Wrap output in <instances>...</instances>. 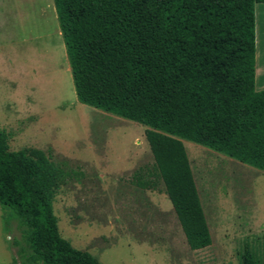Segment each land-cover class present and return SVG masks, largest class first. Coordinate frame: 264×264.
Segmentation results:
<instances>
[{"label":"trees","instance_id":"trees-1","mask_svg":"<svg viewBox=\"0 0 264 264\" xmlns=\"http://www.w3.org/2000/svg\"><path fill=\"white\" fill-rule=\"evenodd\" d=\"M52 1L77 101L145 127L188 248L209 247L182 140L264 172V90L254 89V4L264 0ZM7 142L0 130V205L5 224L25 227L30 260L101 264L59 234L52 201L63 169ZM242 264H256L247 248Z\"/></svg>","mask_w":264,"mask_h":264},{"label":"rangeland","instance_id":"rangeland-1","mask_svg":"<svg viewBox=\"0 0 264 264\" xmlns=\"http://www.w3.org/2000/svg\"><path fill=\"white\" fill-rule=\"evenodd\" d=\"M58 32L52 0H0V130L10 151L41 150L66 173L52 201L60 236L101 264H242L246 248L264 264V172L182 140L211 235L190 250L145 127L77 101ZM147 174L153 189L134 177ZM5 214L0 264H41Z\"/></svg>","mask_w":264,"mask_h":264},{"label":"crops","instance_id":"crops-1","mask_svg":"<svg viewBox=\"0 0 264 264\" xmlns=\"http://www.w3.org/2000/svg\"><path fill=\"white\" fill-rule=\"evenodd\" d=\"M254 18H255L254 89H255V91L258 92V91L264 90V2H256L254 4ZM58 34H60V32H58ZM60 36H61V34H60ZM69 71H70V69H69ZM140 176H141L143 181H147L146 185H147L148 189H153L155 187L154 185L150 184V182H149V180H151V178H152L151 175L147 174V176H149V179H146V178L143 179L142 175H140ZM136 182L138 184V181H136Z\"/></svg>","mask_w":264,"mask_h":264}]
</instances>
